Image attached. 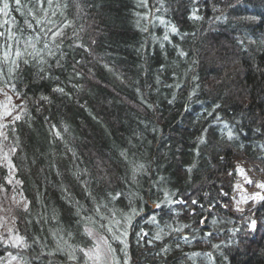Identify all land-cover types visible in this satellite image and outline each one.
I'll use <instances>...</instances> for the list:
<instances>
[{"label": "trees", "instance_id": "trees-1", "mask_svg": "<svg viewBox=\"0 0 264 264\" xmlns=\"http://www.w3.org/2000/svg\"><path fill=\"white\" fill-rule=\"evenodd\" d=\"M196 9L200 19L190 17ZM0 20L9 22L0 29V60L5 53L9 59L17 51L27 55L29 36L35 40L38 33L42 47L59 33L53 55L44 49L47 65L39 78L36 60L22 64L16 81L6 76V64L0 75L9 83H0V111L10 97L31 114L15 126L22 147L13 163L32 201L26 216L20 209L7 211L11 201L0 200V220L15 216L31 245L19 250L0 244L2 264L9 252L21 257L13 264H45L49 257L38 254L55 248L53 210L68 244L91 247L83 229L69 224L73 210L61 198L63 180L92 207L72 175L70 149L94 178L106 177L92 185L98 200L114 188L139 194L135 206L145 212L129 234L131 264H264V198L238 208L235 193L239 161L264 174V0H0ZM8 127L11 144L15 133ZM6 174L0 167V183ZM5 187L10 197L11 187ZM165 191L183 202L156 210L153 201L168 203ZM116 207L127 212L128 201L121 198ZM154 211L159 222L145 224ZM4 223L5 233L14 226ZM141 228L148 232L143 238L137 235ZM112 246L123 261L122 245Z\"/></svg>", "mask_w": 264, "mask_h": 264}, {"label": "snow or ice", "instance_id": "snow-or-ice-1", "mask_svg": "<svg viewBox=\"0 0 264 264\" xmlns=\"http://www.w3.org/2000/svg\"><path fill=\"white\" fill-rule=\"evenodd\" d=\"M198 9L192 11L190 13V17L192 19H200L197 16ZM161 23L164 22V17L159 18ZM7 20H0V29H2L3 25L8 24ZM40 23V21H38ZM30 27H32L30 25ZM170 30L173 33L178 31L177 27L172 24L170 25ZM4 35V32L0 30V37ZM15 35H19L16 33ZM59 33H53L51 36V43L45 41L43 46L41 47L40 41L41 37L37 33L35 40H33L32 36L28 37L25 52L22 51L16 52L15 59H9L7 53H5L3 60H0V75L5 76V68L4 65H7V77H11L12 81H16L21 78L23 74V65H31L33 60H36L38 65H40L39 70L36 73L37 78H39V73L43 72L45 68L44 65H47V59L44 56V49H49L48 56H52V45L55 44L56 37ZM56 47H60V45H56ZM30 49L31 51H28ZM108 66L105 65V68ZM110 71V69H108ZM0 83H8V80L0 81ZM11 87L16 91L17 95L22 96L23 94L16 90V84L11 83ZM179 87V85H177ZM56 92H63L64 89L60 87H56L53 89ZM193 94H195V90H193ZM41 99L48 100L49 98L41 94ZM175 96H173V100ZM173 101L170 100L169 103ZM148 107H151L149 104ZM11 117V119L5 123V119ZM26 118L28 120L31 119V114L27 108V105H19L12 104L11 98H8V104L3 106L2 111H0V167L5 168L7 170V174L3 177L4 183H0V200L7 199L10 200L11 203L7 211L12 212L13 208L22 210L26 216L31 215V203L28 197L25 195L23 190L24 181L21 180L18 176L21 169L17 168L16 164L13 163V155L17 153V151L21 149L22 142L20 140V136L16 134V125L20 122H26ZM13 125L11 132L15 133V139L11 144L6 143L7 140H12V136L9 135V127L8 125ZM52 131L55 133L57 138L62 139L61 130L58 129L55 125L52 126ZM207 131V130H205ZM64 132H67V126H64ZM229 138H232L234 133L229 130L227 133ZM200 142L203 143V137H201ZM72 156L74 157L73 165H72V175L79 182L83 193L86 194V199L91 201L92 207L90 209L86 208L83 203L75 198V196L71 193V189L64 186L63 180L60 184L61 198L62 200L68 204L69 208L73 211L68 217L69 224L75 223L77 231L80 228L83 229V234L87 237L91 238L92 244L91 247L88 248H75L72 245L68 244L67 240L64 239L65 229L59 225L58 213L53 210L52 219L57 220L58 226L55 231L51 232L53 241L55 243V248L51 251H48L46 254L41 249V252L38 254L39 256L47 255L49 259L45 262V264H131V255L129 252V234L132 231V226L134 220L145 212L144 208H137L135 206V200L138 198L139 194L133 192L129 189H117L114 188L111 191L106 192V199H97V196L94 195V189L92 187L93 183H99L102 179L106 177H97L94 178L87 168H82L77 162L76 157L77 152L75 150L70 149ZM121 156L127 159L125 153L122 151ZM22 159H27L26 155L22 157ZM143 167L141 165L139 168L133 169V180H135V174L140 171ZM57 175H62V173L57 170ZM47 182V178L45 179ZM5 184L11 187L12 195L8 196V190L5 187ZM55 187V185H53ZM34 187V185H32ZM159 191V189H158ZM36 200L40 203L41 207H44L43 204V194L36 190L35 195ZM126 199L128 201L129 210L127 212L123 211L116 207V202L119 199ZM164 199L168 201L167 204L163 203L160 200L153 201L154 208L156 210H160L162 206H171L173 203H181L183 201H172L168 198V193L165 191ZM195 203V201H193ZM3 210L4 209H0ZM160 215V212L154 211L152 214L148 215V218L144 221L145 224H151L153 222H159L157 217ZM42 214L38 215L36 220L37 223H40V217ZM46 219V218H45ZM4 220H9L14 222V226H11L7 229L5 233ZM4 220H0V244L7 247L11 244L12 247L17 248L19 250H23V248L30 247V243L28 242V236L26 234H21L20 229L16 227V217L15 216H7ZM26 223L31 225L32 221L27 220ZM106 233L107 235H100L99 233ZM67 235L72 236V232L68 231ZM138 237L143 238L148 235V232L141 228L140 232L137 233ZM110 237V239H109ZM38 241L39 238L35 237ZM157 239H160L157 236ZM112 242H118L122 247L120 251L123 253V261L120 256H117V249L112 246ZM67 245V247H66ZM79 251L80 255L77 254ZM198 254V253H197ZM10 259L7 261V264H13V261L20 260L21 257L18 254H13L12 252L7 253ZM63 256L64 259H58L57 257ZM4 261V257L0 256V264ZM22 264H29L28 261H22Z\"/></svg>", "mask_w": 264, "mask_h": 264}, {"label": "rangeland", "instance_id": "rangeland-1", "mask_svg": "<svg viewBox=\"0 0 264 264\" xmlns=\"http://www.w3.org/2000/svg\"><path fill=\"white\" fill-rule=\"evenodd\" d=\"M237 165L239 173L235 186L236 205L238 208H242L250 199L264 197V174L252 169L243 160L239 161Z\"/></svg>", "mask_w": 264, "mask_h": 264}, {"label": "bare ground", "instance_id": "bare-ground-1", "mask_svg": "<svg viewBox=\"0 0 264 264\" xmlns=\"http://www.w3.org/2000/svg\"><path fill=\"white\" fill-rule=\"evenodd\" d=\"M264 197H262L261 199H263Z\"/></svg>", "mask_w": 264, "mask_h": 264}]
</instances>
